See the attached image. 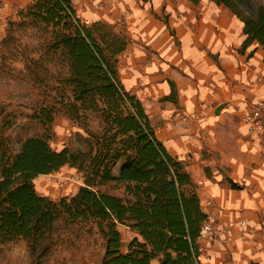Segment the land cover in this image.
Masks as SVG:
<instances>
[{
  "label": "trees",
  "instance_id": "trees-1",
  "mask_svg": "<svg viewBox=\"0 0 264 264\" xmlns=\"http://www.w3.org/2000/svg\"><path fill=\"white\" fill-rule=\"evenodd\" d=\"M214 1L243 24L240 53L257 44L264 63V5ZM16 19L8 23L1 60L20 56L25 75L54 93L38 120L50 128L57 114L66 115L84 144L56 150L46 137H29L12 154L0 141V246L23 239L38 262L55 250L60 228L88 226L104 240L101 264H202L199 238L208 215L186 165L158 138L141 99L122 82L128 36L106 22L87 24L72 0H30ZM27 31L37 43L21 49L16 34ZM65 166L82 175L77 193L58 200L39 194L37 177ZM111 182L122 186L121 195L100 190ZM120 226L134 233L125 245Z\"/></svg>",
  "mask_w": 264,
  "mask_h": 264
},
{
  "label": "rangeland",
  "instance_id": "rangeland-1",
  "mask_svg": "<svg viewBox=\"0 0 264 264\" xmlns=\"http://www.w3.org/2000/svg\"><path fill=\"white\" fill-rule=\"evenodd\" d=\"M246 1L264 5V0ZM29 2L11 0V5L4 7L6 14L0 17V141L6 142L12 154L18 153L23 141L29 137H46L56 150L83 147L81 129L66 115L57 114L50 128L38 120L42 106L52 104L54 93L47 94L42 86L25 75L20 56L17 61L1 60V54L7 52L2 41L7 36L8 23L17 20V12ZM113 3V0H101L97 8L88 7L85 13L88 19L82 16L84 9L77 13L87 24L106 22L128 36L129 46L119 62L122 82L141 99L157 136L173 154L182 158L191 175L197 168L200 170L199 166L205 174L211 175L212 153L207 145L211 141L218 145L223 143V136L219 135L220 140L217 139L216 132L209 136L203 132L206 126H213L214 131L217 124L209 107L210 94L216 91L212 83L217 73L220 81L233 80L250 94L243 109L248 113L258 109L257 103L264 102L262 48L254 44L241 54L243 24L214 0H201L198 4L185 0H160L156 9L150 8L149 4L136 6L125 2L126 16L120 14L117 7L113 8ZM16 37L21 49L37 43L29 31L19 32ZM182 38L189 40L194 60L185 58L187 45H183ZM225 59H233L238 67H234L233 76L222 66ZM198 112L205 115V122L200 121ZM261 115L264 120V107ZM184 117L187 118L186 124L181 121ZM227 124L232 126L229 118L220 127ZM228 142L237 148L230 147L231 155L237 156L239 147L230 136ZM221 172L226 176L223 169ZM34 183L39 194L52 200L72 196L83 186L82 175L69 166L39 176ZM100 190L113 195H121L123 191L115 182ZM119 230L124 245L134 237L126 227L120 226ZM87 231L88 226L60 228L55 235V250L39 263L30 254L25 240L7 243L0 246V264H101L105 254L104 240L96 228L92 233Z\"/></svg>",
  "mask_w": 264,
  "mask_h": 264
},
{
  "label": "crops",
  "instance_id": "crops-1",
  "mask_svg": "<svg viewBox=\"0 0 264 264\" xmlns=\"http://www.w3.org/2000/svg\"><path fill=\"white\" fill-rule=\"evenodd\" d=\"M72 2L77 12L84 9L82 11L84 18H86L85 13L88 7L97 8L99 4L98 0H72ZM113 2L111 4L114 5L113 8L117 7L120 14L124 13V15L126 14L124 10L127 8L125 2H132L136 6L149 4L150 8L155 7V9L160 4V0H113ZM7 4L11 5V0H0V17L6 14L4 7H7ZM124 15L123 17L126 16ZM182 40L183 45H187L186 50L184 49L185 58L194 60L191 56L189 40L184 38ZM222 62V66L233 76L234 67L238 69L237 65H234V60L225 59ZM208 74L210 75L209 71ZM212 85L216 91L213 90L210 94L209 107L213 117L217 118L215 128L218 129L213 131V126L210 125L212 127L206 126L203 132L208 136L216 132L217 139L220 140L219 135L223 136V143L218 145L211 141L207 145L212 153L210 157L212 174H205L204 169L199 166L200 170L197 168L191 176L197 184L202 209L208 215L207 221L211 222L215 229H220L222 225L230 221L235 226L231 241L200 237V259L202 264H250L251 262L264 264V219H262L264 214V120H260L257 125L245 122L244 116L248 112L243 109L244 101L250 94L245 92L240 84L229 79L220 81L217 73ZM197 116L200 121H206L205 115L201 112H198ZM226 118H229L232 126L227 124L225 127H220ZM182 119L181 121L186 124L187 118ZM229 136L239 147L237 156L231 155L230 147L235 146L228 142ZM201 145L204 146V143L202 142ZM235 149L237 150L236 147ZM169 152L178 157L170 150ZM179 159L182 161V158ZM221 169L225 171L226 176ZM228 180L233 181L237 188H232Z\"/></svg>",
  "mask_w": 264,
  "mask_h": 264
},
{
  "label": "built area",
  "instance_id": "built-area-1",
  "mask_svg": "<svg viewBox=\"0 0 264 264\" xmlns=\"http://www.w3.org/2000/svg\"><path fill=\"white\" fill-rule=\"evenodd\" d=\"M257 107L258 109H253L249 113L245 114V122H249L253 125H257V123H259V120H261V108L264 107V102L259 101L257 103ZM234 226V223L230 221L222 225L220 229H215L211 222L206 221L201 228L200 237L210 240L224 239L226 241H231Z\"/></svg>",
  "mask_w": 264,
  "mask_h": 264
}]
</instances>
